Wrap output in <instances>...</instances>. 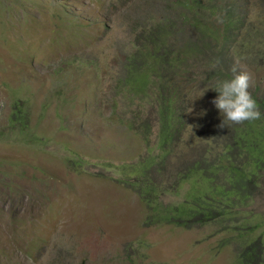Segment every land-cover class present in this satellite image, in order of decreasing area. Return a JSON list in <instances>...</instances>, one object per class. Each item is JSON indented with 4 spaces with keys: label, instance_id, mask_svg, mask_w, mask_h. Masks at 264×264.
<instances>
[{
    "label": "rangeland",
    "instance_id": "rangeland-1",
    "mask_svg": "<svg viewBox=\"0 0 264 264\" xmlns=\"http://www.w3.org/2000/svg\"><path fill=\"white\" fill-rule=\"evenodd\" d=\"M146 1L0 0V264H236L231 232L213 221L145 225L144 206L124 182L134 176L130 163L156 150L154 127L148 149L127 124L136 102L116 80L134 16L150 14ZM237 1L242 27L231 33L227 69L250 73V93L264 99V6ZM190 66L198 82L205 65ZM205 84L179 94L187 123L168 169L215 119L203 115L217 96L205 94ZM15 101L21 115L12 122ZM259 188L252 207L261 211L264 182ZM260 230L264 222L249 237Z\"/></svg>",
    "mask_w": 264,
    "mask_h": 264
},
{
    "label": "trees",
    "instance_id": "trees-1",
    "mask_svg": "<svg viewBox=\"0 0 264 264\" xmlns=\"http://www.w3.org/2000/svg\"><path fill=\"white\" fill-rule=\"evenodd\" d=\"M258 2L264 6V0ZM145 5L150 14L134 16L132 47L123 53L116 80L124 90L123 96L136 102L134 115L127 124L147 146L148 135L154 127L152 145L156 150H148L130 163L128 171L134 176L124 182L144 206L145 225L189 228L217 222L219 229L231 232L226 238H235L238 242L236 264H264V230L249 237L264 222L261 219L264 209L256 210L252 205L261 194L259 186L264 182L263 98L251 92L261 111V118L255 124L250 121L251 124L221 128L223 117L219 110L204 111L205 119L210 120L214 114L215 119L209 121L210 126L203 134L196 136L197 140L188 142L189 155L181 157L173 168L164 165L170 149L186 128L187 120L178 107L179 94L192 93V89L201 88L204 82L205 94L212 97L218 95L212 89L218 81L233 77L227 69V51L233 38L231 33L235 35L242 27L239 2L147 0ZM197 62L205 65V70L203 78L193 82L189 67ZM177 76L185 77L183 91ZM140 104L148 105L143 119L139 118L143 110ZM11 113L10 121H19L18 101L13 103ZM250 133L257 136H249ZM166 175L172 177L170 187L161 186ZM185 180L188 185L180 197L168 198L169 193H179V186Z\"/></svg>",
    "mask_w": 264,
    "mask_h": 264
},
{
    "label": "clouds",
    "instance_id": "clouds-1",
    "mask_svg": "<svg viewBox=\"0 0 264 264\" xmlns=\"http://www.w3.org/2000/svg\"><path fill=\"white\" fill-rule=\"evenodd\" d=\"M235 73L230 80L218 81L214 89L218 95L212 100L223 120L219 127L231 124H243L261 118V111L251 95L252 76L246 71L233 68Z\"/></svg>",
    "mask_w": 264,
    "mask_h": 264
}]
</instances>
